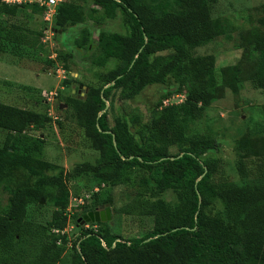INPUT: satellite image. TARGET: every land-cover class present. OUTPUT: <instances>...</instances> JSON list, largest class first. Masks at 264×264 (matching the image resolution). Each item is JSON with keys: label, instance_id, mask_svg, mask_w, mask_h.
<instances>
[{"label": "trees", "instance_id": "obj_1", "mask_svg": "<svg viewBox=\"0 0 264 264\" xmlns=\"http://www.w3.org/2000/svg\"><path fill=\"white\" fill-rule=\"evenodd\" d=\"M90 2L107 18L120 11L127 32L102 31L95 41L93 30L83 25L92 20L84 6ZM207 2L63 0L52 22L44 20L34 29L6 26L0 18V53L22 59L37 50L49 52L43 41L47 28L58 39L60 31L83 25L75 42L78 52L95 53L100 68L115 62L85 97L72 95L65 101L70 118L99 153L95 162L79 164L73 172L47 173L58 170L46 159L44 132L53 123L48 113L0 102V130L7 133L0 147V264H264V154L237 163L239 182L225 181L219 177L220 161L211 157L221 144L195 131L220 82L215 55L198 53L222 32ZM24 8L44 19L45 7L4 0L0 17H17ZM95 25L101 24L95 20ZM252 34L246 44L253 56L248 79L264 89V29ZM46 62L56 66V60ZM152 86H162L163 94L147 119L122 113L110 123L116 94L129 102ZM183 93L181 103L164 105ZM21 170L33 182L16 183L14 175ZM82 179L92 191V203L69 217L67 184ZM117 187H124L127 196L119 208ZM171 192L174 199H166ZM107 208L113 221L118 216L151 217L153 228L128 240L110 222L90 223L89 229L79 223L89 212ZM69 223L74 230L63 232Z\"/></svg>", "mask_w": 264, "mask_h": 264}, {"label": "rangeland", "instance_id": "obj_2", "mask_svg": "<svg viewBox=\"0 0 264 264\" xmlns=\"http://www.w3.org/2000/svg\"><path fill=\"white\" fill-rule=\"evenodd\" d=\"M207 1L212 17L222 23V32L213 43L198 50V53L215 55L220 82L213 103L195 126V131L214 137L221 144L219 152H211V157L219 160L221 164L219 177L225 181L239 182L237 163L240 160L248 162L251 158L264 154V89L257 88L248 79L253 56L246 50L247 40L253 36L252 32L264 29V0ZM84 6L85 14L88 17L91 14L92 20L90 23L84 22L83 25L93 30L95 41L102 31L123 34L127 32L120 11L115 18H107L103 16V10L92 2ZM94 8L98 10L97 13L91 12ZM0 18L6 26L17 24L34 29L44 24L41 15L33 14L25 8L19 11L17 17ZM95 20L101 25L96 26ZM83 25L67 29L58 35V39L52 36L49 42L43 38L49 52L37 50L22 59L11 53H0V102L48 113L53 118V123L44 132L49 143L46 159L58 166V170L48 171V174H57L60 170L73 172L79 164L93 163L99 158V153L91 148L85 130L78 126L75 119L70 118L71 112L64 106L69 96L85 97L90 85H100L98 75L115 66L112 60L105 68H100L93 61L95 53L88 52L86 55L87 52H78L75 42L81 36L79 27ZM49 59L56 60L55 67L47 64ZM231 67L233 70L228 71ZM238 75L242 77L237 79ZM70 80L72 81L68 84ZM162 94V86L149 87L129 102L120 101L116 94L109 112L110 123L113 124L114 119L122 113L140 115L144 120L147 119ZM180 95L184 96L169 97V102L166 103L165 100L164 105L171 102L181 103L186 94ZM6 135V131L0 130V147ZM14 178L19 185L33 182L32 176L23 170L17 171ZM67 186L71 204H76L73 199L81 198H87L85 204L92 203V191H89L83 179L75 182L72 180ZM114 195L117 208L126 204L124 187L115 188ZM7 197L4 196L3 200L6 201ZM166 199H174L173 193H168ZM262 206L264 208V202ZM76 209H79L73 210L76 214L83 210L79 207ZM52 210L50 206L47 208L48 217ZM109 222L114 232L128 240L146 236L154 224L151 217L139 216H118L115 221L112 216ZM71 246L68 245L69 248ZM70 252L71 250L66 255L67 260Z\"/></svg>", "mask_w": 264, "mask_h": 264}, {"label": "built area", "instance_id": "obj_3", "mask_svg": "<svg viewBox=\"0 0 264 264\" xmlns=\"http://www.w3.org/2000/svg\"><path fill=\"white\" fill-rule=\"evenodd\" d=\"M6 3L9 4H15V3H36L38 4L40 7H45L46 8V12L44 14V20L47 22H52V19L54 17V15L56 14V7L63 2V0H4ZM54 37L55 33L54 30L51 28V26L49 28H47L45 30V41L49 42L50 37ZM167 101V100H166ZM169 100L166 102L168 103ZM76 201V204H71L67 209V213L66 215L71 217L72 214H74V209L76 208H80L81 206H83L85 203L82 198L79 199H73V201ZM87 229L90 228V224H85L84 225ZM72 230H74V225L72 223H69V225L67 226V228L63 231V232H71ZM56 232H58V230H56ZM106 246V244H104Z\"/></svg>", "mask_w": 264, "mask_h": 264}, {"label": "water", "instance_id": "obj_4", "mask_svg": "<svg viewBox=\"0 0 264 264\" xmlns=\"http://www.w3.org/2000/svg\"><path fill=\"white\" fill-rule=\"evenodd\" d=\"M59 33L62 32L60 31ZM42 203L43 204L45 203L44 199L42 200ZM111 219H112L111 209L107 208L104 210L89 212L79 220V223L83 226L88 223H100V222L106 223L111 221Z\"/></svg>", "mask_w": 264, "mask_h": 264}, {"label": "flooded vegetation", "instance_id": "obj_5", "mask_svg": "<svg viewBox=\"0 0 264 264\" xmlns=\"http://www.w3.org/2000/svg\"><path fill=\"white\" fill-rule=\"evenodd\" d=\"M100 210H104V209H100ZM90 224V223H89Z\"/></svg>", "mask_w": 264, "mask_h": 264}]
</instances>
